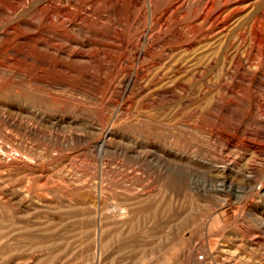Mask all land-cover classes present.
Instances as JSON below:
<instances>
[{
	"label": "rangeland",
	"instance_id": "1",
	"mask_svg": "<svg viewBox=\"0 0 264 264\" xmlns=\"http://www.w3.org/2000/svg\"><path fill=\"white\" fill-rule=\"evenodd\" d=\"M0 264H264V0H0Z\"/></svg>",
	"mask_w": 264,
	"mask_h": 264
},
{
	"label": "bare ground",
	"instance_id": "2",
	"mask_svg": "<svg viewBox=\"0 0 264 264\" xmlns=\"http://www.w3.org/2000/svg\"><path fill=\"white\" fill-rule=\"evenodd\" d=\"M149 3L151 4V0H149ZM150 8H151V16H152V13H153V9H152V7L150 6ZM64 12H66V10L64 9ZM164 14V12L162 13V15ZM207 15V14H206ZM162 17H165V15H163ZM203 17H204V15H203ZM200 18H201V15H200ZM208 19V18H207ZM202 20V19H201ZM206 20V18H204V21ZM206 21H208V20H206ZM192 23V22H191ZM184 24V23H183ZM193 24V23H192ZM201 25V24H200ZM190 26H191V24H190ZM183 27V26H182ZM186 27V26H185ZM199 27V26H198ZM197 26L195 27V28H198ZM192 29L194 28V25H193V27H191ZM186 29V28H185ZM190 32V31H189ZM191 32H192V30H191ZM183 33H184V31H183ZM183 37V36H182ZM185 37V36H184ZM258 41H263V39L261 38V40L259 39ZM259 45V44H258ZM62 49V48H61ZM54 50V49H53ZM56 50H57V48H56ZM63 51V50H62ZM58 53H61V50H58ZM65 53V52H64ZM63 54V53H62ZM67 54H69L68 52H67ZM67 54L65 55V56H67ZM57 55H59V54H57ZM252 142V141H251ZM254 142V141H253ZM246 145H249V144H246ZM251 145H253V144H251ZM257 144H255V146H256ZM258 146V145H257ZM229 167V166H228Z\"/></svg>",
	"mask_w": 264,
	"mask_h": 264
}]
</instances>
